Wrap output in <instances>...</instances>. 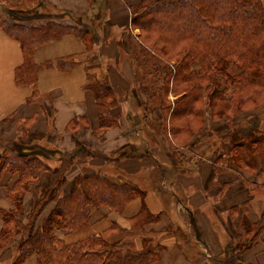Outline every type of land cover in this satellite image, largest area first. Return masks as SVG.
<instances>
[{
	"label": "crops",
	"instance_id": "obj_1",
	"mask_svg": "<svg viewBox=\"0 0 264 264\" xmlns=\"http://www.w3.org/2000/svg\"><path fill=\"white\" fill-rule=\"evenodd\" d=\"M0 10L8 24L57 23L87 30L84 40L65 35L37 48L32 61L39 68L37 79L22 85L16 72L24 69L23 47L0 25V152L39 145L63 153V158H49L50 171L30 185L23 222L39 200L37 187L64 180L58 192L63 195L77 180L97 174L119 187L132 186L137 196L122 213L107 205L89 206L87 228L56 231L66 243L98 235L138 249L147 240L158 251V264H264L263 163L257 154L250 164L235 159L237 145L264 136V107L232 120L206 115L204 129L185 143L178 135L175 146L171 118L166 138L160 135L158 124L165 119L157 103H141L133 60L140 33L131 27L125 0H0ZM94 83L113 89L118 102L113 129L99 128ZM175 99L169 95L172 103ZM16 179L7 174L0 181L5 211L14 208L8 188Z\"/></svg>",
	"mask_w": 264,
	"mask_h": 264
},
{
	"label": "trees",
	"instance_id": "obj_2",
	"mask_svg": "<svg viewBox=\"0 0 264 264\" xmlns=\"http://www.w3.org/2000/svg\"><path fill=\"white\" fill-rule=\"evenodd\" d=\"M132 13L131 27L139 31V47L133 60L140 67L136 81L142 105L152 100L174 138L182 143L204 129L205 116L232 120L237 115L264 107V0H125ZM0 25L19 41L25 57L24 69L16 72L19 84H34L38 66L34 51L65 35L84 38L87 30L48 23L42 26ZM84 40V39H83ZM25 74L27 76H25ZM98 97L100 130L117 127L118 106L113 89L92 84ZM175 95L172 103L169 95ZM150 110V109H149ZM182 134V135H181ZM259 155L264 172V136H254L236 146L235 159L251 163ZM63 158L57 150L39 145L16 146L0 152V181L7 175L17 179L8 188L12 211L0 208V261L8 264H158V251L144 240L143 247L113 242L93 235L73 243L61 240L56 231L77 232L89 225V206L107 205L122 213L137 193L130 185H115L100 175H86L72 189L58 195L64 180L40 189L39 200L27 216L20 218L25 195L50 171L49 158ZM47 217L41 218L54 204ZM148 222L143 220L139 227ZM236 249L234 250V252ZM8 255V256H7Z\"/></svg>",
	"mask_w": 264,
	"mask_h": 264
},
{
	"label": "rangeland",
	"instance_id": "obj_3",
	"mask_svg": "<svg viewBox=\"0 0 264 264\" xmlns=\"http://www.w3.org/2000/svg\"><path fill=\"white\" fill-rule=\"evenodd\" d=\"M137 1H139V0H136V2ZM6 12V11H5ZM1 14L3 15L4 14V11H2V10H0V19H1ZM12 16V15H11ZM11 16H9L8 17V15H7V20L8 21H11ZM135 69H136V73H139V70H141L140 69V67L138 66V65H136L135 64ZM140 96V95H139ZM144 109H146V110H148V107H144ZM157 125V124H156ZM158 126L162 129V131H161V134L160 135H163V136H165L166 137V135H167V133L165 132V130H166V128H167V125H166V122H165V120L163 121V122H161L160 124H158ZM167 138V137H166ZM166 138L164 139L165 140V142H166ZM171 139V141H172V143L175 145V146H179V144L176 142V139L174 138V137H170ZM43 148H45V149H47L46 147H43ZM48 150H51V149H48ZM127 153H128V151H127ZM48 160H52V159H48ZM237 255V254H236ZM8 256V255H7ZM12 259L10 258V259H6V260H1L0 261V264H8L10 261H11Z\"/></svg>",
	"mask_w": 264,
	"mask_h": 264
},
{
	"label": "bare ground",
	"instance_id": "obj_4",
	"mask_svg": "<svg viewBox=\"0 0 264 264\" xmlns=\"http://www.w3.org/2000/svg\"><path fill=\"white\" fill-rule=\"evenodd\" d=\"M66 50V47H63L60 49V51H65Z\"/></svg>",
	"mask_w": 264,
	"mask_h": 264
}]
</instances>
